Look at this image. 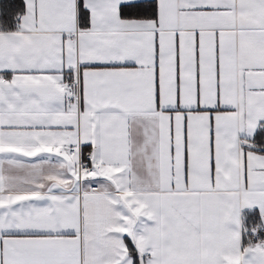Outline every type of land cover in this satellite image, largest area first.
Here are the masks:
<instances>
[{
	"label": "snow or ice",
	"instance_id": "6c2138e0",
	"mask_svg": "<svg viewBox=\"0 0 264 264\" xmlns=\"http://www.w3.org/2000/svg\"><path fill=\"white\" fill-rule=\"evenodd\" d=\"M260 121L264 0H4L0 264H264Z\"/></svg>",
	"mask_w": 264,
	"mask_h": 264
},
{
	"label": "trees",
	"instance_id": "16d2710c",
	"mask_svg": "<svg viewBox=\"0 0 264 264\" xmlns=\"http://www.w3.org/2000/svg\"><path fill=\"white\" fill-rule=\"evenodd\" d=\"M3 3V2H1ZM254 143H256V146L259 148L264 147V122L261 123L259 126L253 140ZM257 224H260V215L257 211H254L251 214L247 215L246 218V225L248 228H252L253 226H256Z\"/></svg>",
	"mask_w": 264,
	"mask_h": 264
},
{
	"label": "crops",
	"instance_id": "0c3cea01",
	"mask_svg": "<svg viewBox=\"0 0 264 264\" xmlns=\"http://www.w3.org/2000/svg\"><path fill=\"white\" fill-rule=\"evenodd\" d=\"M1 2H4V0H0V3H1ZM263 122H264V121H260V122H259L258 128H259V126L261 125V123H263ZM258 128L256 129V131H255V133H254V136H255V134H256ZM254 136L250 138L251 143L255 145V147H253L251 150L254 151V152H257V153H259V154H264V149L257 147V146H256V143H254V142L252 141L253 138H254ZM241 138H242V139L247 138V134H246V133H242V134H241ZM254 211H257V212L259 213V215H260V224H264V219H262L258 207H255V208H252V209H247V208H246V209H242V210H241V218H242V221H243V223L245 224L246 227H247V225H246V218H247V215L253 213ZM249 229H250V228H249ZM262 241H264V238L262 239ZM253 242H257V241H253ZM245 243H247V239L245 240Z\"/></svg>",
	"mask_w": 264,
	"mask_h": 264
},
{
	"label": "built area",
	"instance_id": "2783aa9c",
	"mask_svg": "<svg viewBox=\"0 0 264 264\" xmlns=\"http://www.w3.org/2000/svg\"><path fill=\"white\" fill-rule=\"evenodd\" d=\"M262 149H264V147ZM253 227H255V226H253ZM263 238H264V227H262L261 230L258 232L256 239L254 241H262Z\"/></svg>",
	"mask_w": 264,
	"mask_h": 264
}]
</instances>
